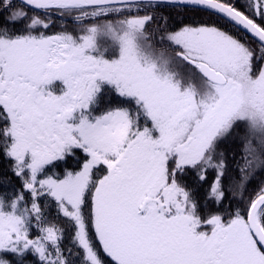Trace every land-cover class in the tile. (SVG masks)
<instances>
[{
    "label": "snow or ice",
    "instance_id": "snow-or-ice-1",
    "mask_svg": "<svg viewBox=\"0 0 264 264\" xmlns=\"http://www.w3.org/2000/svg\"><path fill=\"white\" fill-rule=\"evenodd\" d=\"M0 166V264H264V0H0Z\"/></svg>",
    "mask_w": 264,
    "mask_h": 264
},
{
    "label": "trees",
    "instance_id": "trees-1",
    "mask_svg": "<svg viewBox=\"0 0 264 264\" xmlns=\"http://www.w3.org/2000/svg\"><path fill=\"white\" fill-rule=\"evenodd\" d=\"M3 170V166H0V171ZM209 179H211V174L209 175Z\"/></svg>",
    "mask_w": 264,
    "mask_h": 264
}]
</instances>
